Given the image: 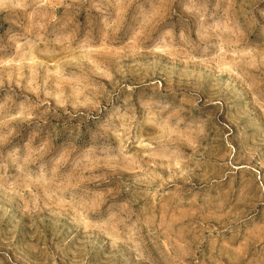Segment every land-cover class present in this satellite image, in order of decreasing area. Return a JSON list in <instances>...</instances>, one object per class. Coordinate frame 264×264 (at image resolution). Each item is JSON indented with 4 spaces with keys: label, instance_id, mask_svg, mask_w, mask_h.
<instances>
[{
    "label": "rangeland",
    "instance_id": "374dc122",
    "mask_svg": "<svg viewBox=\"0 0 264 264\" xmlns=\"http://www.w3.org/2000/svg\"><path fill=\"white\" fill-rule=\"evenodd\" d=\"M0 264H264V0H0Z\"/></svg>",
    "mask_w": 264,
    "mask_h": 264
}]
</instances>
